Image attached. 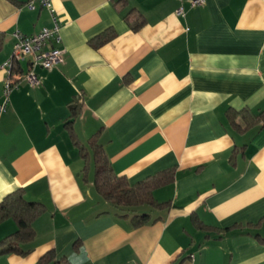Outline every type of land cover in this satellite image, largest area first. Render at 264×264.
<instances>
[{"label": "crops", "instance_id": "crops-1", "mask_svg": "<svg viewBox=\"0 0 264 264\" xmlns=\"http://www.w3.org/2000/svg\"><path fill=\"white\" fill-rule=\"evenodd\" d=\"M29 1L0 0V202L21 188L45 211L26 254L0 264L50 252L70 264H264V123L251 115L264 111V0H51L63 62L33 67L40 84L6 98L14 32L53 26ZM92 142L131 185L172 169L152 193L169 207L126 215L102 200ZM16 230L1 221L0 242Z\"/></svg>", "mask_w": 264, "mask_h": 264}, {"label": "trees", "instance_id": "trees-1", "mask_svg": "<svg viewBox=\"0 0 264 264\" xmlns=\"http://www.w3.org/2000/svg\"><path fill=\"white\" fill-rule=\"evenodd\" d=\"M144 24V19L139 16L132 24V29L137 30ZM112 36H103L96 44L109 40ZM2 34L0 33V47L2 45ZM18 71L17 64L13 67V72ZM74 109V108H73ZM231 113V112H230ZM229 113V114H230ZM249 116L244 115L243 120L246 123L250 121ZM253 115L254 121L264 123V111ZM252 117V116H251ZM95 171L93 176V184L96 192L102 200L109 202L115 206L120 212L128 214L135 212L137 208L146 205L151 209L164 210L169 207L168 202H158L154 199L153 190L159 186L168 184L173 180L172 169H167L156 176L141 181L135 185H131L123 176L114 173L110 162L106 156L100 151V146L94 144ZM45 211L43 204L34 201H28L25 197L23 189H16L9 193L0 202V222L7 218H13L17 225V230L10 234L0 242L1 253H17L26 254L21 245L31 241L34 237L33 221ZM149 213L135 215V219L141 224L148 222L151 217ZM37 264H70L68 260H56L52 252L45 254Z\"/></svg>", "mask_w": 264, "mask_h": 264}, {"label": "built area", "instance_id": "built-area-1", "mask_svg": "<svg viewBox=\"0 0 264 264\" xmlns=\"http://www.w3.org/2000/svg\"><path fill=\"white\" fill-rule=\"evenodd\" d=\"M35 2L46 8L53 20L52 28H42L37 34L25 35L20 31L14 32L15 48L11 57L2 64V68L6 70V79L4 83L3 93L7 98L13 88H16L21 81H26L32 86L40 84L39 77L33 72L32 68L41 66L45 69H52L63 62L64 50L60 47V25L58 19L54 15L51 0H30L28 7L34 8ZM205 0H191V6L201 5ZM176 15H183L184 9L180 6L176 10ZM29 58V70L26 73L15 75L13 67ZM79 95H81L79 93ZM5 103L1 105L4 109Z\"/></svg>", "mask_w": 264, "mask_h": 264}, {"label": "rangeland", "instance_id": "rangeland-1", "mask_svg": "<svg viewBox=\"0 0 264 264\" xmlns=\"http://www.w3.org/2000/svg\"><path fill=\"white\" fill-rule=\"evenodd\" d=\"M142 207V206H141ZM147 206H143L142 208H146ZM140 208V207H139Z\"/></svg>", "mask_w": 264, "mask_h": 264}]
</instances>
